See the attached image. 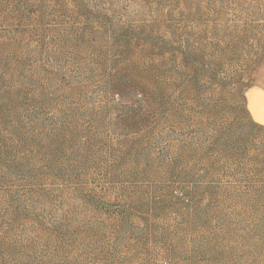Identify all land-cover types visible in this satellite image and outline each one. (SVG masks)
Wrapping results in <instances>:
<instances>
[{"label": "rangeland", "instance_id": "obj_1", "mask_svg": "<svg viewBox=\"0 0 264 264\" xmlns=\"http://www.w3.org/2000/svg\"><path fill=\"white\" fill-rule=\"evenodd\" d=\"M0 264H264V0H0Z\"/></svg>", "mask_w": 264, "mask_h": 264}]
</instances>
